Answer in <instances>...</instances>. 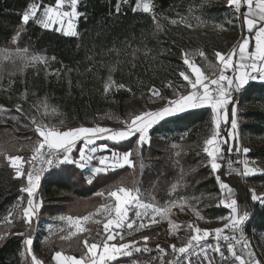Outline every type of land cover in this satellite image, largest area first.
Masks as SVG:
<instances>
[{"label":"trees","instance_id":"1","mask_svg":"<svg viewBox=\"0 0 264 264\" xmlns=\"http://www.w3.org/2000/svg\"><path fill=\"white\" fill-rule=\"evenodd\" d=\"M136 1L79 0L77 10L83 15L76 22L78 36L68 37L32 20L27 25L21 22L30 4H39L42 11L51 0H0V48L15 46L25 58H33L23 73L5 74L0 82V264H32L31 255L25 251V237L19 234L29 228L21 218L27 200L22 192L23 178H16L7 159L20 156L28 160L42 140L31 118L37 115L40 104L59 112L65 129L102 122L125 127V121L148 110L146 103L153 97L150 89L159 90L163 101L190 91L179 75L190 71L183 62L185 54L203 71L217 74L220 67L215 53L225 54L239 46L236 37L229 39L225 32L241 26L243 38L249 35L244 25L246 9L237 13L228 7V0H149L152 14L134 12ZM253 45L250 38L249 51ZM227 74L231 76L232 70ZM105 85H109L107 91ZM233 109L240 126L236 137L250 149L249 159H257L264 169V80L251 82L241 96L235 94L227 106L229 123L221 122L220 137L228 135L235 118ZM213 125L211 109L191 110L156 124L150 132V145L139 146L136 137L98 143L116 153L130 152L133 167L99 174L91 183L75 164L50 170L41 189V220L94 216L101 206L112 202L108 193L119 187L139 189L144 202L162 207L209 194L225 201L216 179L219 176L233 190L228 199L237 200L238 215L246 212L252 216V228L264 232V205L253 202L250 191L264 185V175L244 180L239 171L225 166L227 161L241 157L237 153L238 137L232 152L229 145L221 144L217 159L221 167L216 173L202 164L208 158L202 151L203 141L214 131ZM20 201L24 204L19 207ZM226 214V207L204 212L207 219ZM102 224L91 220L83 233L72 238L61 235L44 241L36 235L34 255L42 264L51 263L58 251L79 258L86 253L83 241L103 240ZM133 260L121 258L111 264ZM215 260L220 264L221 258Z\"/></svg>","mask_w":264,"mask_h":264},{"label":"snow or ice","instance_id":"2","mask_svg":"<svg viewBox=\"0 0 264 264\" xmlns=\"http://www.w3.org/2000/svg\"><path fill=\"white\" fill-rule=\"evenodd\" d=\"M241 2L242 0H228V5L229 7H235L237 12H239ZM243 3L246 5L244 25L249 35L245 36L239 42L238 48H234L231 53H215L218 64L220 65V75L217 79H207L200 67L190 61L185 54L183 62L190 71L187 74L181 72L179 75L187 82L191 91L187 95L180 96L178 99L170 100L168 106L162 107L159 110L144 111L135 115L130 121H125V128L122 130L113 131L99 126H81L60 131L54 127L48 128L40 125L33 118L32 123L36 126L35 131L42 140L34 149L35 155L32 161L39 160L42 164L47 165H52L54 161L57 163L76 164L77 161L71 158L70 153L77 141H83V145L78 151L79 166L84 168L92 159L90 155L86 154L85 149H87L88 153H95L97 147H89V145L94 144L96 139L105 138L107 134V139L119 142L139 134L138 140L140 144L150 143L148 136L149 129L154 124L177 112H183L189 108L194 109L207 106L214 113L215 131L205 141L206 146L204 152L211 160V169L213 171L218 170L221 165L217 163V159L222 153L219 145H229L228 151L232 152L233 147L237 143V137L235 135L237 123L234 118L230 122L228 135L226 137H220L219 134L221 122L229 123L227 105L231 102V92L239 90V88L248 83L249 79L255 80L259 78L264 80V0H255V7H253L254 0H243ZM78 4L79 0H56L54 6L49 5L43 7L42 14L37 15L38 12H41V6L33 3L24 11L21 22L27 25L32 20L46 30L52 29L55 25L56 30L64 35L78 36V32L75 30V22L83 15V13L77 10ZM65 7H68L69 10H63ZM137 10H142L144 13L152 12L149 3L141 4L139 0L133 8L134 12ZM116 11L119 13V4L116 7ZM153 19L155 20L154 15ZM173 22L175 23V21ZM250 38L254 40L252 51H249ZM234 58L240 62L237 63ZM34 59L41 58L35 57ZM229 69L232 70L231 76L227 74ZM119 87L123 88L124 86L120 85ZM108 88L109 85H105V91ZM150 94L153 97H159L160 95L159 90L154 88L150 89ZM17 111H20L19 105L17 106ZM234 115L235 109H233V117ZM103 148L107 150V145H104ZM237 151L247 154L250 149H240L237 147ZM130 155V152L122 156L112 153L110 162L109 157H103L99 163L104 167H96L94 172L106 173L109 168L115 170L125 165L131 166L132 161L130 160ZM8 160L10 166L15 170L16 178H24L27 181V186L22 188V191L28 195L27 206L23 210V216L25 223L31 224L32 218L39 206L37 203H34V193L39 185L41 169L36 168L32 164V170L25 172L22 170L23 164L31 162L24 161L23 157L20 156L8 157ZM243 167L244 175L255 174L257 171V169L249 167L247 161L243 162ZM216 179L219 182L222 193H224V206L231 213L230 217H221V219H229V223L225 224L223 229H215L214 233L213 230L187 225L193 231L187 243L179 248L176 245L170 246L173 253L177 256V264H192L194 257H202L206 264H212L213 255H219L222 261L226 260L228 257L225 256L221 242L226 246L227 252L234 264H261V261L255 258L250 241L243 239V225L246 219H248L247 213L238 215L237 200L228 199V196L233 191L232 188L230 185L221 181L219 176ZM250 191L252 193V201L264 205V194L258 195L255 190ZM99 195L103 196L104 193H100ZM108 196L109 198H114V207L111 204H106L98 210L100 212H107L110 217L103 224V240L92 243H89L88 240L83 241L86 253L79 258L66 256L59 251L56 252L55 259L59 264H111L118 256L130 254L127 250L135 243L132 241L127 243L123 242L125 229L127 230V235H132L133 231H139L148 227L151 223L156 222V215H166L170 211V209H161L151 203L144 202L139 189L119 187L117 190L109 192ZM132 209H136L134 219H130L129 217ZM149 210L153 213L152 215H148ZM112 213H114V216H112ZM145 218L147 219V223L144 222ZM67 219L73 221L72 217H68ZM81 219L88 221L90 216L75 218L74 223L77 226V231L83 230L79 227ZM137 220L141 222L137 223ZM226 230H230V234L226 233ZM236 233L240 234L239 239ZM213 235L215 238L214 245L202 243ZM0 239H3V237H0ZM148 239L149 237L147 236L143 237L145 242ZM32 244V238L28 237L25 240V246L27 253L31 255L32 264H42V261L32 254ZM237 245L240 246L239 251L237 250ZM196 264H199V260L196 261Z\"/></svg>","mask_w":264,"mask_h":264},{"label":"rangeland","instance_id":"3","mask_svg":"<svg viewBox=\"0 0 264 264\" xmlns=\"http://www.w3.org/2000/svg\"><path fill=\"white\" fill-rule=\"evenodd\" d=\"M99 1V0H98ZM56 0H53V6L55 5ZM141 4L147 3L146 1H140ZM98 7V6H97ZM229 7V5H228ZM152 8V6H151ZM63 10L67 11L69 10L68 7H65ZM137 11H142V10H137ZM153 13L152 12L149 14ZM42 11L37 13V15H41ZM39 25V24H38ZM66 26V25H65ZM225 37L232 39L233 37H236V43H239L242 41L243 36H242V29L241 26L239 27V30L230 32L226 31L225 32ZM203 57V55H201ZM27 58V57H26ZM24 57V53H21L15 46H10V48H0V82L2 81L3 75H11L13 73H23L25 69V65L29 63L30 61L33 60L32 57H28L26 59ZM190 61H194L193 58L189 59ZM206 75H208L211 79H217L220 75V68L217 74H213L210 72H205ZM166 102V101H165ZM164 102H162V99L159 97H152L147 101V107L148 110L146 111H152L159 106H161ZM237 112V111H236ZM235 112V116H236ZM31 118H33L37 121L38 124L46 126L48 128H56L60 131H66L68 129L66 128V124L64 122L63 117H61L59 112H56L52 107H50L46 103H42L39 105V110L37 112V115H31ZM235 119V118H234ZM103 127V128H108L111 130H117V129H124L125 127H118L115 125H112L108 122H102V124H94V125H89L87 127ZM214 131H215V123H214ZM212 134L207 137L210 138ZM236 131V130H235ZM107 135V134H106ZM105 138H100L96 139L95 143L92 144L96 147H103L104 145H98V143L103 142L106 139ZM239 143H238V148L243 149V144L241 143V140L239 139V136L237 135ZM205 139L204 145H203V153L204 148H205ZM108 141V140H107ZM83 144V143H82ZM82 144L76 149L73 147L71 150L70 156L73 160L78 161L79 160V149L82 147ZM138 144V143H137ZM139 145V144H138ZM147 145H150L148 143ZM145 144L139 145V146H147ZM91 146V145H89ZM221 147V144L219 145ZM103 149V148H102ZM74 150L76 152H74ZM87 150V149H85ZM104 150V149H103ZM237 153L241 156L240 159L244 161H247L248 166L251 168L257 169L255 174H248L244 175V167L242 171H239L240 174H243L244 176H247L248 178L253 176H258L260 175L258 172V169H262V167L259 165L257 159H249V155L244 154L242 152ZM96 154V152L94 153ZM206 154V153H205ZM35 155V152L29 157L28 161L31 163H24L22 170L25 172L30 171L31 166H32V158ZM87 155H90L95 162L93 164L99 163V159L103 158L104 154H99L97 153L96 155H92L91 153H87ZM8 160V159H7ZM89 162H92L90 160ZM9 163V160H8ZM65 163H60L59 167ZM202 164L209 165L211 164V160L208 157L207 160L204 159L202 161ZM58 166L55 169L59 168ZM91 167V166H90ZM81 170L84 171L85 175H87L88 180L91 178V173H86V168H81L78 167ZM13 169V168H12ZM211 169V167H210ZM264 170V169H263ZM15 172V170L13 169ZM211 171H213L211 169ZM214 173L217 172L213 171ZM22 179V178H20ZM26 180L23 178V185L22 188L25 187ZM252 188V187H251ZM252 190H255V192L259 194H264V185H260L258 187H253ZM23 192V191H22ZM25 193V192H24ZM27 195V193H25ZM112 202H108L107 204H111L113 207L115 205L114 198H111ZM25 201V200H24ZM24 201H20L19 207L23 206ZM27 201H28V195H27V200L25 201V205L23 206L24 208L27 206ZM153 204V203H151ZM225 201H221L219 199V196L217 194H209L207 196H194L193 198L189 199H179L178 201H174L173 203H166L163 207L157 204H153L155 207H159L161 209H170V211L167 212L166 215H156V222L151 223L148 227H145L139 231H133L132 235H127V230L125 229V237L124 241L125 243L127 242H135L130 246V248L127 250L130 254L128 255H123L121 258H134L133 261L127 262V263H121V264H166L168 261L172 260L174 258V253L171 249V245H176L177 248L184 246L189 237L193 234L192 229L188 228L187 225H193L195 227H199L201 229H207V230H214L215 229H223L225 224L229 223V219H207L206 216H204V212L206 210H209V208H218V207H225L224 206ZM135 211L136 209H132L129 213L130 219L135 218ZM143 211V210H141ZM153 213L151 210H149L148 215H152ZM112 216H114V213H112ZM231 213L230 210L228 209V214L224 217H230ZM21 218L24 219L23 213L21 215ZM63 218V219H61ZM68 217H60L56 219H46V220H41V224L36 222V217L32 218L31 224H28L29 228H25L24 230L20 231V235L25 237V240L28 237H31L34 243V239L36 238V235H41V239L44 241L47 240L49 237H54V236H61L64 235L67 238H72L75 237L77 234L83 233L86 230V226L88 223H90L91 220H96L99 223H106L107 220L110 218L107 212H100L97 211L94 216H90L89 221H80L79 227L82 228V231H77V226L74 223L75 220L69 221L67 219ZM7 221L10 222L11 219L10 217L7 218ZM25 221V219H24ZM140 220H137V223H140ZM144 222L147 223V219L145 218ZM102 224V227H103ZM41 225H44L45 228H43L44 232L40 231L41 230ZM31 228H33V234L31 233ZM135 228V225H134ZM230 231V230H229ZM255 233V242L259 248V254L257 255L258 260L261 261V264H264V232H259L256 229H254ZM104 234V233H103ZM149 237V239L145 242L143 240V237ZM210 237H214L210 236ZM24 246H25V241H24ZM32 254L33 252V244L31 246ZM25 251H26V246H25ZM27 252V251H26ZM225 256L228 257L226 260H221L219 261L220 264H227L231 260V257L229 253L227 252V249L224 250ZM53 259V258H52ZM113 262V261H112ZM53 264V261L51 263ZM212 264H217V260L215 258L212 259Z\"/></svg>","mask_w":264,"mask_h":264},{"label":"built area","instance_id":"4","mask_svg":"<svg viewBox=\"0 0 264 264\" xmlns=\"http://www.w3.org/2000/svg\"><path fill=\"white\" fill-rule=\"evenodd\" d=\"M233 8H234L235 12H237L235 7H233ZM242 9H243V6L240 7L239 12H237V13H241ZM234 48H238V47L237 46H233V48L230 49L225 54L231 53ZM219 67H220V65H219ZM228 72H231V69H229ZM210 79L211 78H209V80ZM184 82L187 85V82L186 81H184ZM243 91H244V89H240L239 91H236L235 94L237 96H241L243 94ZM235 94H231V98H234ZM238 100L239 99H237L236 104H237ZM235 120H236V123H237V129L239 131L240 126H239V118L237 116V112H236ZM32 162H33L32 164H34L36 168L41 169L39 185H38V187H37V189H36V191L34 193V203H37L39 205L37 207V210H36V213H35V217H36L35 221L38 222L39 224H41V222H40V209H41V203H42V196H41L42 192H41V189H42V186H43L44 178H45V175L50 170L55 169L57 166L59 167L60 163H57L56 161H54L52 165H47V164H42L39 160L32 161ZM225 166L227 168H229V169H233V170H236V171H242V169H243V160L242 159L229 160V161L226 162ZM31 170H32V166H31L30 171ZM258 172H259L260 175H264V170L263 169L259 168ZM241 175L244 177V180L248 179L247 176H244L243 174H241ZM26 186H27V181L25 183V187ZM251 222H252V216H248V219H246V221H245V223L243 225V239H245L247 241H250L251 248H252V250L255 253V258H257V255L259 254V248H258V246H257V244L255 242V233H254V229L252 228V225H251L252 223ZM42 227L45 228L44 225H41V230L40 231L44 232ZM236 235H237V238L239 239L240 238V234L236 233ZM202 243H206L208 245H214L215 244V238L214 237H208ZM221 246H222L223 250L227 249L226 246L223 244V242H221ZM239 248H240V246L237 245V249L238 250H239ZM216 257L220 258L219 255H213V258H216ZM181 259H183V258L181 257ZM197 260H199V264H206V262L203 260L202 257H200V258L194 257L193 261H192V264H196ZM231 260H232V258H231ZM166 264H177V256H176V254H174V258L172 260L168 261V263H166Z\"/></svg>","mask_w":264,"mask_h":264},{"label":"crops","instance_id":"5","mask_svg":"<svg viewBox=\"0 0 264 264\" xmlns=\"http://www.w3.org/2000/svg\"><path fill=\"white\" fill-rule=\"evenodd\" d=\"M140 1H146L147 3H149L150 5H151V1H149V0H139V2ZM137 3H138V0L136 1V3H135V6L137 5ZM49 5H52L53 6V0H51V2L49 3ZM48 5V6H49ZM134 6V7H135ZM241 6H243L245 9H246V5L243 3V0H242V2H241ZM253 7H255V0H254V4H253ZM136 13H143V11H135ZM77 22V21H76ZM76 22H75V30L77 31V27H76ZM49 30H51V31H54V30H56V26L54 25L53 26V28L52 29H49ZM59 33H61L60 31H58ZM247 32V31H246ZM62 34V33H61ZM64 35V34H63ZM65 36H67V35H65ZM69 37V36H68ZM254 41V40H253ZM194 62V61H193ZM195 63V62H194ZM196 64V63H195ZM197 65V64H196ZM197 66H199V65H197ZM200 69H201V71L203 72V74L205 75V77L207 78V79H209L210 77L208 76V75H206L205 73H204V71H203V69L200 67ZM254 75V74H253ZM263 82V80H261V79H259V78H257V79H255V80H253V79H249V81H248V83L247 84H245L243 87H241V88H239V90L240 89H244V88H246V87H248L249 86V84L251 83V82ZM190 89V88H189ZM239 90H237V91H239ZM190 91H191V89H190ZM189 91V92H190ZM189 92H187V93H184V94H182V95H180V96H183V95H187ZM179 96V97H180ZM179 97H177L176 99H178ZM231 99V102L233 101V99L234 98H230ZM170 100H172V99H167V100H165V101H163L162 100V102H164L161 106H159L158 108H156V109H154V110H152V111H156V110H159V109H161L162 107H165V106H168V102L170 101ZM175 100V99H174ZM230 102V103H231ZM229 103V104H230ZM228 106V105H227ZM206 108H209V107H207V106H204V107H200V108H189V109H187V110H185V111H183V112H177V113H175L174 115H172V116H168V117H165V119L164 120H166V119H170V118H175L176 116H178V115H181V114H184V113H186V112H190L191 110H198V109H206ZM209 109H211V108H209ZM212 111V110H211ZM213 112V111H212ZM228 112V111H227ZM163 121V120H162ZM161 121H159L158 123H160ZM223 122V121H222ZM158 123H156V124H158ZM156 124H154L153 126H155ZM152 126V127H153ZM150 128L149 129V134H148V136H149V140H150V132H151V130L153 129V128ZM117 130H122V129H117ZM117 130H114V131H117ZM138 136H139V134H136V135H133V136H131V137H129V138H127V139H125V140H123V141H119V142H125V141H128V140H131L132 138H134V137H136L137 138V143L139 144V145H142V144H140V142H139V140H138ZM107 139V138H106ZM108 141H110V142H112V143H117V142H115V141H112V140H109V139H107ZM96 141V140H95ZM83 143V141H77V143L76 144H78V143ZM75 144V145H76ZM145 145H147L148 143L146 142V143H144ZM75 145L73 146V147H75ZM83 145V144H82ZM104 145V144H103ZM89 147H96V146H94V145H91V146H89ZM103 147H97V151H96V154L97 153H99V154H104V156L103 157H109V162L111 161V156H112V153H115V154H117V155H119V156H122L123 154H125V153H116V152H114V151H112V150H110V148L107 146V150H105L104 148V150L102 149ZM73 149V148H72ZM85 152H86V154L88 153L87 152V150H85ZM93 156L94 155H96V154H94V153H91ZM102 159V158H101ZM101 159H99V160H101ZM92 160V162H88L87 164H86V166L84 167V169L86 168L87 170H86V173H91V178L89 179V181H92L93 180V178L95 177V176H97V175H99V174H104V173H95L94 172V169L96 168V167H104L103 165H101L100 163H97V164H93V162H95V160H93V159H91ZM131 160V159H130ZM65 164H73V163H65ZM74 165V164H73ZM77 167H80L79 166V160L77 161V163L75 164ZM91 166V167H90ZM123 167H129V168H132L133 167V162H132V165L131 166H128V165H125V166H123ZM123 167H118V168H123ZM118 168H116L115 170H117ZM112 169H108L107 171H111ZM106 171V172H107ZM115 201V200H114ZM73 220H75V219H73ZM81 221H82V219H81ZM89 221V220H88ZM65 255V254H64ZM66 256H68V255H66ZM118 259H121V256H118L117 257V259L116 260H118ZM116 260H114V261H116ZM52 261H53V264H59V262L55 259V255L53 256V259H52Z\"/></svg>","mask_w":264,"mask_h":264}]
</instances>
